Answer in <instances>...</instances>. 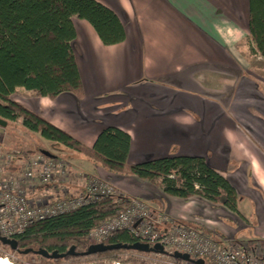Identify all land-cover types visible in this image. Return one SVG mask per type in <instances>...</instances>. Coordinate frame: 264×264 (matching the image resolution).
I'll use <instances>...</instances> for the list:
<instances>
[{
    "label": "crops",
    "instance_id": "0c3cea01",
    "mask_svg": "<svg viewBox=\"0 0 264 264\" xmlns=\"http://www.w3.org/2000/svg\"><path fill=\"white\" fill-rule=\"evenodd\" d=\"M96 1L117 15L126 39L106 46L89 22L74 19L83 98L69 92L40 98L22 89L13 99L90 148L108 127L127 132L132 164L174 155L206 158L241 196L240 216L85 159L71 164L67 186L24 181V158L7 164L5 177L34 204L84 193L87 180L97 177L167 220L202 226L218 238L253 224L252 242L264 249V59L250 36V0Z\"/></svg>",
    "mask_w": 264,
    "mask_h": 264
},
{
    "label": "trees",
    "instance_id": "16d2710c",
    "mask_svg": "<svg viewBox=\"0 0 264 264\" xmlns=\"http://www.w3.org/2000/svg\"><path fill=\"white\" fill-rule=\"evenodd\" d=\"M250 13L252 43L256 53L264 59V0H250ZM74 19L89 22L106 46L120 44L126 39L124 26L117 15L96 0H0V118L7 122V128H21L26 137L33 140L28 143L27 150L22 151V156L27 158L41 153L46 149L45 144L57 146L66 159H85L114 175L149 181L165 194L183 200L198 196L240 216L238 203L241 196L229 179L210 166L206 158L174 155L132 164L129 161L131 136L127 132L108 127L90 148L13 99L22 89L40 98L56 99L68 92L83 98L84 87L73 50L77 36ZM18 121L22 124L19 125ZM54 156L65 160L64 157ZM130 198L117 191L114 196L36 222L15 237L18 249H44L59 254H66L72 247L76 250V255L46 259L47 263L102 258L117 261L119 255L129 250L90 256H82L81 253L94 244L89 239L91 232L124 212ZM183 224L207 230L199 225ZM208 232L216 236L215 232ZM135 242L126 230L104 241L107 245H131ZM42 259L33 254L31 262L39 264ZM122 263L143 264L135 259Z\"/></svg>",
    "mask_w": 264,
    "mask_h": 264
},
{
    "label": "built area",
    "instance_id": "2783aa9c",
    "mask_svg": "<svg viewBox=\"0 0 264 264\" xmlns=\"http://www.w3.org/2000/svg\"><path fill=\"white\" fill-rule=\"evenodd\" d=\"M22 158V152L19 150L0 151V232L8 238H15L36 222L116 195L117 191L111 184L97 177H90L82 195H65L61 200L34 204L15 181L5 177L6 165ZM24 164V181L38 178L43 185H50L53 182L65 183L69 176L68 165L64 160L50 158L43 153L28 157ZM128 202L129 206L124 212L95 228L89 239L94 243H104L119 231H129L136 242L148 243L151 246L160 244L164 247V254L128 251L132 256L150 264H196L176 258V252L187 253L193 259H204L214 264H264V249L259 243L252 242V239L214 237L208 230H198L179 221L167 220L140 198L132 197ZM2 249L0 245V257L13 264H32L30 260L20 262L16 257L18 252L10 253ZM122 261H88L81 264H123Z\"/></svg>",
    "mask_w": 264,
    "mask_h": 264
},
{
    "label": "rangeland",
    "instance_id": "374dc122",
    "mask_svg": "<svg viewBox=\"0 0 264 264\" xmlns=\"http://www.w3.org/2000/svg\"><path fill=\"white\" fill-rule=\"evenodd\" d=\"M0 151L2 152H10V151H13V150H19V151H23V150H27L26 148H28V143H31L33 140L31 139V137H26V132L23 131L21 128L18 129V130H14V129H11V128H7L5 127V130H0ZM45 150H47L48 152L52 153L53 155H56V156H61V157H64V160L66 163H67V167H68V170H69V175H70V167L72 166L71 164H74V159H66V157L64 156L63 154V151L57 147V146H53V145H48V144H45ZM42 153V152H41ZM32 155H30L29 157H31ZM23 157V156H22ZM24 158V163H25V160L28 159V158ZM25 168L23 169H20V173H22L24 171ZM83 175H81V177H79V179H83L84 183H85V177H82ZM69 178V176L67 177ZM87 183V182H86ZM68 184V181L66 180L65 183H60V182H53L50 184L53 185V186H67ZM57 186V187H59ZM158 187V186H156ZM84 187H80V189H83ZM85 188H86V185H85ZM159 188V187H158ZM66 189V188H64ZM69 190L71 191V189L69 188ZM57 191L60 192V189ZM58 193V192H57ZM67 193V192H65ZM85 193V192H84ZM84 193H81V194H78L76 196H79V195H82ZM75 197V196H73ZM208 210L204 211L203 213L207 215H211L207 212ZM209 225L212 226L214 225V223L212 221L209 222ZM253 225V224H252ZM252 225L250 224L249 226L245 227V225L242 227V228H239L236 233H234V235L232 237H227L228 239H231V238H240V239H252V240H255L257 237L255 236V234H253L251 232V227ZM208 230V229H207ZM2 247V246H1ZM3 248V247H2ZM2 250L4 251H9L10 253H13L15 251H10V250H7L5 248H3ZM3 255V254H1ZM32 255L33 254H21L19 253L16 254V257L18 259H20V262L21 261H31L32 260ZM44 258V257H43ZM119 258L123 261H129V260H132V259H135V260H139L141 262H143L141 259L135 257V256H132L131 254H129L128 252L126 253H123L121 255H119ZM42 259V257H41ZM44 260V261H43ZM46 259H42V263H39V264H81V263H85V262H88V261H102V260H107L106 258H102L100 260H90V259H85V260H81V261H77V262H72V263H69L67 261H61V262H51V263H47L45 262ZM149 262H151V259L148 260ZM124 264V263H123ZM143 264H150V263H145L143 262Z\"/></svg>",
    "mask_w": 264,
    "mask_h": 264
},
{
    "label": "water",
    "instance_id": "95a60500",
    "mask_svg": "<svg viewBox=\"0 0 264 264\" xmlns=\"http://www.w3.org/2000/svg\"><path fill=\"white\" fill-rule=\"evenodd\" d=\"M0 126L5 127L7 126V122L4 121L3 119L0 118ZM42 153L44 155H46L47 157L50 158H54L55 156L48 152V151H42ZM0 243L4 246H8L9 248H11L14 251H18L21 254H34V255H38L41 257H44L46 259H63L68 255H76V250L74 247H72L70 249V251H68L66 254H59L58 252H53V253H49L48 251L44 250V249H39V250H35V249H26L23 251H20L18 249V241L16 238H8L4 235L1 234L0 232ZM120 249H127L129 251L134 250V251H140V252H145V253H151V252H155V253H161L164 254V247L160 244H155L154 246H151L148 243H141V242H135L131 245L128 244H111V245H107L105 243H94L92 244L87 251L81 253L82 256H90L96 253H103V252H108V251H113V250H120ZM174 256L178 259H183L185 261H189V262H193L196 264H210L208 263L206 260L204 259H193L189 254L187 253H180V252H176L174 254ZM0 264H10L5 262L1 257H0Z\"/></svg>",
    "mask_w": 264,
    "mask_h": 264
},
{
    "label": "bare ground",
    "instance_id": "6f19581e",
    "mask_svg": "<svg viewBox=\"0 0 264 264\" xmlns=\"http://www.w3.org/2000/svg\"><path fill=\"white\" fill-rule=\"evenodd\" d=\"M5 262H7V263H10V264H13V263H11L10 261H8V260H6L5 258H2Z\"/></svg>",
    "mask_w": 264,
    "mask_h": 264
}]
</instances>
